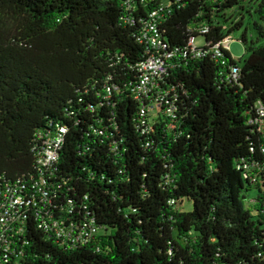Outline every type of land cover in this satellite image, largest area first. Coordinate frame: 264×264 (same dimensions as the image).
Wrapping results in <instances>:
<instances>
[{"label":"trees","instance_id":"obj_1","mask_svg":"<svg viewBox=\"0 0 264 264\" xmlns=\"http://www.w3.org/2000/svg\"><path fill=\"white\" fill-rule=\"evenodd\" d=\"M242 2L0 0V186L34 178L43 140L62 138L17 264H264V0ZM160 3L166 69L143 93L140 29ZM241 8L257 36L235 58ZM46 212L96 234L66 247Z\"/></svg>","mask_w":264,"mask_h":264},{"label":"built area","instance_id":"obj_2","mask_svg":"<svg viewBox=\"0 0 264 264\" xmlns=\"http://www.w3.org/2000/svg\"><path fill=\"white\" fill-rule=\"evenodd\" d=\"M129 2L130 0H122L123 4ZM164 7L165 5L160 3L156 8L151 9L140 29V37L146 41L149 52L138 66L140 71L138 89L143 93H148L152 87L157 86V79L166 69L165 60L155 56L163 46L157 25ZM189 44L194 48L192 40ZM161 98L159 96L156 99L159 101ZM61 141L59 134L48 136L43 140L36 159V175L30 181L16 180L0 186V264H17L15 256L21 253L24 245L22 220L26 211L30 205L33 207L40 205L37 207L39 212L49 201L48 178L54 169ZM38 226L66 247L87 243L96 234V228L90 222L70 221L65 225L61 220L52 219L47 212L40 217Z\"/></svg>","mask_w":264,"mask_h":264},{"label":"rangeland","instance_id":"obj_3","mask_svg":"<svg viewBox=\"0 0 264 264\" xmlns=\"http://www.w3.org/2000/svg\"><path fill=\"white\" fill-rule=\"evenodd\" d=\"M247 1L249 2V4L250 3H256V0H243L242 4L246 5ZM244 9L245 8H241V10H240V12L243 13L242 25L238 29L232 31L229 35L225 36V38H224V46L229 49V51L231 52V54L235 58H240L242 55H243V57L246 56V54H244L243 43L240 40V34L244 31V29L246 28L245 32H246V38L248 41L249 40H255L256 36H257L255 30L251 26V23H248V22H251L253 19H256V15L253 12H251V16H250L249 13L244 11ZM249 9L252 11L253 8L250 7ZM236 14H237V12L234 10L227 11V13H226V15H229V19H231V21H235L237 19L238 15H236ZM228 24L229 23L227 22L226 26ZM194 42L196 45H202L204 42V39L202 36H196ZM258 43L259 44L264 43V38H260L258 40ZM148 113L152 114V113H154V111L150 110ZM254 193H255L254 190L249 192V194L251 196L254 195ZM185 208H190V204L185 203Z\"/></svg>","mask_w":264,"mask_h":264}]
</instances>
